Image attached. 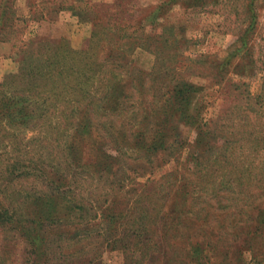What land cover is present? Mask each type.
<instances>
[{"label": "rangeland", "instance_id": "obj_1", "mask_svg": "<svg viewBox=\"0 0 264 264\" xmlns=\"http://www.w3.org/2000/svg\"><path fill=\"white\" fill-rule=\"evenodd\" d=\"M0 264H264V0H0Z\"/></svg>", "mask_w": 264, "mask_h": 264}, {"label": "trees", "instance_id": "obj_2", "mask_svg": "<svg viewBox=\"0 0 264 264\" xmlns=\"http://www.w3.org/2000/svg\"><path fill=\"white\" fill-rule=\"evenodd\" d=\"M47 86V85H46ZM33 232H34V229H33ZM35 233V232H34Z\"/></svg>", "mask_w": 264, "mask_h": 264}]
</instances>
